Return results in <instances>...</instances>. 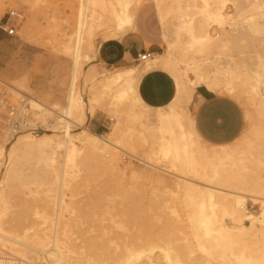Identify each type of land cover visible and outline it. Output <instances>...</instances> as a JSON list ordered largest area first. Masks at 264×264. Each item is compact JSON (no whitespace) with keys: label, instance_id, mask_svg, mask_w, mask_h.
<instances>
[{"label":"rangeland","instance_id":"374dc122","mask_svg":"<svg viewBox=\"0 0 264 264\" xmlns=\"http://www.w3.org/2000/svg\"><path fill=\"white\" fill-rule=\"evenodd\" d=\"M153 1L131 0V9L135 13L142 4L136 14L144 10L146 17L156 24L160 45L155 48V57L167 51V43L165 37H161ZM160 1L166 13L165 29L169 31L172 43L175 42L169 52L173 60L181 63V66L178 63L180 70H184V79L193 92H196L197 86L206 87V84L198 79V72L191 66L199 63L203 75L213 77L218 67L223 68L222 62L228 61V66L232 61L243 62L232 65L239 78L231 79L236 91L241 94V100L236 102L244 116L241 135L232 144L242 148L245 139L252 133L253 124L260 126L264 133V120L259 116L262 112L254 105L261 94L264 95V81L250 79L253 71L249 63L257 50L264 52V0ZM119 2L122 0H0V20L8 9L19 10L23 15L20 21L15 22L16 31L12 36L17 50L6 68L0 71V79L40 101L47 109L54 110L39 108L36 115L42 122H48L51 130L45 133L56 134L61 142L62 124H55V120L59 119L70 96L77 97L76 100L79 97L90 100L96 96L92 100L93 114L83 123L76 120L70 128H86L103 138L107 137V133H112V142L118 147V150H112L117 152L120 160L116 170L98 155L83 160L85 152L80 150L76 154L75 164L66 165L63 162L64 151L60 149L54 164L46 167L47 172L45 167L21 166L17 171L4 175V157L0 165V181L3 180L0 182V196L6 204L2 227L16 233H21L28 226L40 227L46 237L57 232L60 240L72 249L70 254L86 259L88 264H137L140 261L139 264H152L155 261L156 264H222L218 261L221 259L219 251L215 252L218 249H211L204 238L205 226L198 224L201 198L198 195L190 197L182 191L181 181L173 174L174 171L170 173L157 168H171V162L159 151V132L145 129L140 124L143 118L129 114V106L137 114L143 111L149 125H153L156 110H144L139 105L132 107L126 99L121 102L119 98L118 102L112 100L116 97L113 95L115 89L123 82L111 90L101 91L104 75L114 68H107L98 62L96 45L114 35L109 10L112 6L119 7ZM81 4L84 22L82 43L75 62V32H79ZM212 9L213 14L220 13L221 16L209 17L206 21L204 18L206 25L202 31H196L202 12H211ZM99 15L100 22L96 20ZM250 24L260 30L256 32L254 28V32H246L244 26ZM181 25L185 26L184 29ZM191 26L195 27V34L204 37L202 43L189 47L183 42L191 41L193 32H188ZM205 32L210 34V39ZM177 39H180V44ZM68 47L73 48L69 51ZM145 62L136 61L128 67L142 68ZM217 76L222 77L223 74ZM253 84H256L259 94L254 91ZM194 97L195 93L193 100ZM188 108L193 113L195 101L188 104ZM247 112L252 115L251 122L246 119ZM90 118H95L96 123H103L106 126L104 132L93 130L88 125ZM51 123L56 126L53 127ZM24 134L27 133L21 135ZM13 140L5 141L10 143ZM252 140L255 147L247 161L246 174L237 181L238 186L264 183V138ZM128 153L143 159L150 157L156 166L137 160ZM61 196L64 203L60 206L58 201ZM245 205L254 215L261 211L260 206L249 199ZM245 221L249 224V221ZM201 244L210 247V251L206 253L202 250ZM39 254L28 252L27 261L44 260V256ZM153 258L156 260L151 261ZM162 260H165L164 263Z\"/></svg>","mask_w":264,"mask_h":264},{"label":"bare ground","instance_id":"6f19581e","mask_svg":"<svg viewBox=\"0 0 264 264\" xmlns=\"http://www.w3.org/2000/svg\"><path fill=\"white\" fill-rule=\"evenodd\" d=\"M154 3L157 9L159 22L161 24L162 35L165 37L164 39L167 43V51H164V54H157L155 57L153 56L151 59L147 60L142 68H137L134 66L127 68H114L111 73L106 76L104 75V79L100 84L101 91L105 92L109 89L111 90L112 87L117 86V84L123 82L122 86H119L115 89V93H113V95L115 94L114 96L116 97L111 96V98L114 97L116 99L113 98L112 100H116V102H118L119 98V100L121 99V102L122 100L126 99V101H130L129 105L131 104L132 107H134L135 105H139L144 110H147L149 109V107L144 104L145 102L143 103L141 101L137 92L138 83L143 74L153 67H158L159 69L161 68L164 71L168 72L173 77L176 86L175 95L168 104L156 108L155 122L153 125H149L147 117L143 115V111H139V113L137 114L129 106V114H132V117H139L140 119L143 118L141 119L140 124L145 129H148L152 132L154 130H157L159 132V151L164 158L168 159L171 162V168H164L160 166H157V168L170 173H173L174 171L173 174L176 175L177 178H179L181 181L179 184L182 188V191L186 192L190 197H194L193 195H198L201 198L199 201V207L201 211L199 210L200 213H198L200 216V221L198 220V224L199 226H205L206 230L204 231V235L206 236L204 238L207 242H209V246L211 247V249L212 247L213 250L214 248L218 249L215 250V252L219 251V255L221 257V259L218 261H221L222 264H264V183H253L252 185H250V183L248 187H244V185L238 186L237 182L238 179L244 176L246 174V171L248 170L247 161L252 155L251 150H253L255 147L252 138L262 140L264 138V133L261 130L260 126H258L257 124H253L251 130L252 133L250 137H247V139H245L242 148H240V146H238L237 144H232L235 140L224 145H212L206 143L199 137L194 129L193 113L188 108V104L194 101L193 95L195 92L192 91L187 81H185L184 79V70H180L179 67L181 63H179L178 61V65L177 61L172 59L173 57L170 54L171 52H169V48L173 44H175V42L173 41L174 43H172L170 37L168 36L169 31L167 32L165 29L164 24L166 13L161 8L162 1L154 0ZM131 7V0H122L119 7L112 6L109 10L111 19L113 21L112 23L114 25V35L122 34L134 25V12L132 11ZM178 8L180 7L178 6ZM81 10L82 4L80 9V22H78L80 23L78 26L79 32H75V34H77L78 36V38H76L77 36L75 37L77 41L74 42L75 54L73 55L75 57V62H77L78 60L82 43V27L84 22ZM213 10L214 9H212L211 12H208L207 10H204L202 12L203 14L201 19H197L198 22L200 21V24L198 25V30L196 31H202L204 25H206L203 20L204 18L206 21L209 17L218 18L219 16H221L220 13L213 14ZM179 15L181 16L182 14L180 13ZM96 20L100 22L101 16H96ZM185 22L187 23V21ZM185 22H183V24ZM188 23L190 25V22ZM177 24H179V22H177ZM244 27V30L246 32H250L255 28V25L250 24ZM182 30H180L179 32H181ZM259 30V28H255L256 32ZM188 32H193V35L191 34V41L187 40V42H183V44L185 43L190 47L196 44L199 45L203 42L204 36L201 37L197 33L195 34V27H189ZM207 37L208 39L211 38L209 33L207 34ZM179 40L177 42H179ZM178 44H180V42ZM65 47H67V45H65ZM71 48L73 47H68L67 49L71 51ZM253 56L254 59L249 62L252 65L253 71L250 79L253 80L254 78L253 81L262 80L263 82L264 52L257 50V54ZM227 63L228 61L222 62L221 65L223 66L221 67L223 68L218 67V69L216 70L217 72L213 77L204 76L201 72L202 67H199V63L191 67H194L196 69V71L198 72V79H201L200 81H202L203 84H206V88L208 90L218 94L228 95L238 102L241 100V94L236 91L233 84L234 82L233 80L231 81V79H236L239 77L236 73H234L235 71L232 70V65H241L243 64V62L240 61L238 63V60L237 62L232 61L229 62V66L226 65ZM74 64L76 66V63ZM221 74H223L222 77L217 76ZM255 87L256 84H253L254 91L259 94L258 89ZM70 89L72 90V88ZM70 94L71 93H69V95ZM29 97L31 106L34 110L39 112L40 109H47V106H43L40 101L34 99L32 96ZM76 98L77 97L72 98L70 96L67 105L63 109L62 114L60 113L59 115L58 113L59 119L55 120V124H62V130L60 132L63 138V142H61L62 140H60V138L56 134L50 132H43L41 134H38V136H31L30 134H19L15 136L14 140L10 143H7L4 138L0 137V165L3 164L4 157V163H6L3 171L4 175L13 173L11 171H17L19 168H21V166L33 168L45 167L46 171V167L54 164L57 151L60 149L64 151L63 153L65 154V159L64 157L63 159L65 161L63 162L66 165L75 164L76 154L80 152V150H82L85 152L83 160H89L91 156L93 157V155H98L103 160H105V162L112 168L116 170L119 168L118 163L120 160H118V157L116 155L117 152L115 153V151L112 150V148L118 150L117 145L112 142V140H114L112 139V133H107V137L103 138L102 136H99L98 134H95L94 132L89 131L86 128H77L78 130H73L72 128H70V125L72 123H76V120H79L81 123H83L86 118H88V116L92 115L94 112V103L92 104V100H95L96 96H93V98H91L90 100H85L81 97L76 100ZM254 105L257 110H260L262 112V114H260L259 116H261L262 120H264V95L262 96L261 94V98L254 102ZM51 110L52 109L48 108L46 111ZM246 119L249 122L252 121V115L249 112L246 113ZM53 123H51L52 126H56ZM49 130L51 129H48L46 132H48ZM248 133L250 134V132ZM128 154H130L137 160L153 165V167L156 166V162L151 160L150 157L143 159L141 157L135 156L134 154ZM175 167L176 169L178 168V171L175 169ZM0 182H3V180ZM247 199L252 201V203L258 204L260 206L261 211L259 212V214H257V216L245 209ZM58 202L59 205L64 203L62 196L60 197ZM5 208L6 204L0 196L1 249L6 250L14 256L25 261H27V253L29 252L30 254L40 253L39 256H44L42 258L44 259L46 264H88V261L86 259H83L81 257L75 258V256L70 254L72 252V249H70L69 245H67L63 240H60L57 232L53 233L51 236L46 237L45 234L41 232L42 228L40 227L34 228L28 226V228L22 229L21 233H16L3 228V222L1 223V219ZM203 208L207 209H205L206 212L205 210H203ZM36 211L34 212L35 214H37ZM245 220H247V222L249 221V224L244 223ZM200 247L206 253L210 251V247H206L203 244H201ZM211 252L213 251L211 250ZM47 258H50V260H47ZM153 260L156 259H151V261ZM170 260L171 259L169 258V261ZM147 261L151 262L150 259H148ZM156 263L157 262L155 261L154 264Z\"/></svg>","mask_w":264,"mask_h":264},{"label":"crops","instance_id":"0c3cea01","mask_svg":"<svg viewBox=\"0 0 264 264\" xmlns=\"http://www.w3.org/2000/svg\"><path fill=\"white\" fill-rule=\"evenodd\" d=\"M141 6L142 4L137 10ZM154 7L157 13L155 3ZM136 12L132 27L122 34L107 37L97 45L98 62L107 68L128 67L136 62L137 54L154 52L160 45L156 24L146 17L144 10ZM160 29L163 39L161 24ZM15 42L12 36L0 29V71L6 68L7 62L14 56L17 50ZM175 90L173 77L158 67L144 73L137 87L141 101L152 110L168 104L173 99ZM194 101V129L203 141L212 145H224L241 135L244 116L235 99L210 91L204 86H197ZM88 125L99 133L106 128L103 123H96L95 118H90Z\"/></svg>","mask_w":264,"mask_h":264},{"label":"built area","instance_id":"2783aa9c","mask_svg":"<svg viewBox=\"0 0 264 264\" xmlns=\"http://www.w3.org/2000/svg\"><path fill=\"white\" fill-rule=\"evenodd\" d=\"M22 18L19 10L8 9L0 21V29L14 36L15 22ZM153 54V51L139 53L136 55V61L145 62L151 59ZM30 103V97L26 93L0 79V137L11 140L19 134L38 135L49 129L48 122H42L37 117V112ZM245 209L249 211L247 205ZM0 264H46V262L44 260L28 262L0 248Z\"/></svg>","mask_w":264,"mask_h":264}]
</instances>
